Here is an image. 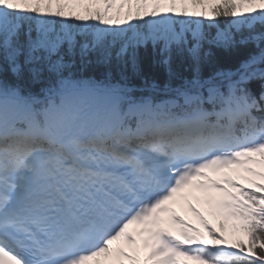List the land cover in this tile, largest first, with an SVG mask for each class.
<instances>
[{
  "label": "snow or ice",
  "instance_id": "6c2138e0",
  "mask_svg": "<svg viewBox=\"0 0 264 264\" xmlns=\"http://www.w3.org/2000/svg\"><path fill=\"white\" fill-rule=\"evenodd\" d=\"M0 264H264V0H0Z\"/></svg>",
  "mask_w": 264,
  "mask_h": 264
},
{
  "label": "rangeland",
  "instance_id": "374dc122",
  "mask_svg": "<svg viewBox=\"0 0 264 264\" xmlns=\"http://www.w3.org/2000/svg\"><path fill=\"white\" fill-rule=\"evenodd\" d=\"M228 170H225L224 172H227ZM212 179L213 180H216V175H213L212 176ZM242 183H245L242 182ZM209 193L212 195V196H216L218 195L219 193L216 192V190H209ZM206 194L204 192H193L192 193V196L194 198H203ZM193 208H194V205L190 204L189 202L183 200V202L180 204V206L178 207V210H179V213L182 212V218L189 224L193 225L195 228L199 229L201 233H203L206 237V234H205V227H204V224L203 222L201 223V225L197 222V220L195 219V215H196V209L195 211H193ZM215 208L214 204H210L207 202V200H205V203L204 205H201V210H202V213L204 215V221H207V223L213 227L217 233H220V234H224V235H227L228 233H230L231 231L230 230H225L224 232H218L217 229L215 228L214 226V220L211 216V209ZM181 217V216H180ZM179 225H176V231L178 232L179 231Z\"/></svg>",
  "mask_w": 264,
  "mask_h": 264
},
{
  "label": "trees",
  "instance_id": "16d2710c",
  "mask_svg": "<svg viewBox=\"0 0 264 264\" xmlns=\"http://www.w3.org/2000/svg\"><path fill=\"white\" fill-rule=\"evenodd\" d=\"M254 50H255L254 46L249 45V46H247V48L243 49V51L240 54H232L231 56L225 55L222 59V64H223V66H228V67L234 66L238 62V59L243 58V56L246 55L248 52L254 51ZM141 54L145 58V60L147 61L148 53L142 49ZM103 72H104V69L102 67L91 66L84 73V75H85V77H92V78L99 80V79L103 78ZM254 87H255V85H254ZM222 222L224 223L223 229H221V227H220ZM234 223H235L234 221L226 219L224 216L216 218V225L218 227V230L221 232H223L227 229H230V227L233 228ZM206 234H207V230H206Z\"/></svg>",
  "mask_w": 264,
  "mask_h": 264
},
{
  "label": "bare ground",
  "instance_id": "6f19581e",
  "mask_svg": "<svg viewBox=\"0 0 264 264\" xmlns=\"http://www.w3.org/2000/svg\"><path fill=\"white\" fill-rule=\"evenodd\" d=\"M227 173H228V172H227ZM228 174L231 175V177H232L233 179H237L240 183L244 182V180L241 179L240 176L235 175V174H232V173H228ZM224 177H225V173H220V174L217 175L218 180L221 181V182H223ZM225 186L227 187V185H225ZM219 195H220V194H218V195H216V196H219ZM187 196H188V201H189L192 205H194V208L196 209L195 219H196L197 222L201 225V223H202V221H201V217H203V220H204V215H203L202 210H201V205H204L205 200H207V199L205 198L206 195H205L203 198H197V199H196V198H194V197L192 196V194L189 192V193L187 194ZM180 216H182V213H180Z\"/></svg>",
  "mask_w": 264,
  "mask_h": 264
}]
</instances>
